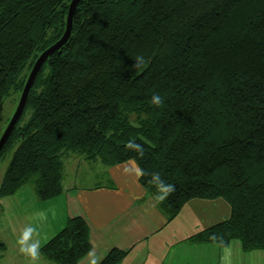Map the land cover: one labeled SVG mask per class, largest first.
<instances>
[{"label": "trees", "instance_id": "obj_1", "mask_svg": "<svg viewBox=\"0 0 264 264\" xmlns=\"http://www.w3.org/2000/svg\"><path fill=\"white\" fill-rule=\"evenodd\" d=\"M71 1L0 0V105L63 35ZM73 16L0 152V199L27 184L42 202L61 195L70 156L106 168L132 160L166 223L189 201L226 203L227 217L186 243L264 253V0H81ZM137 56L144 65L133 68ZM154 173L175 186L162 203ZM89 235L85 219L69 218L40 256L77 264ZM128 254L113 248L98 264Z\"/></svg>", "mask_w": 264, "mask_h": 264}, {"label": "crops", "instance_id": "obj_2", "mask_svg": "<svg viewBox=\"0 0 264 264\" xmlns=\"http://www.w3.org/2000/svg\"><path fill=\"white\" fill-rule=\"evenodd\" d=\"M73 158L74 156H70L67 160H74ZM77 167L78 163L72 168L74 175ZM105 171L116 185L114 190L79 187L73 183L67 186L62 181L64 191L47 202L37 200L33 190L28 188H22L14 195L0 199V226L3 222L0 241L5 245L3 254L7 255L13 248L18 253L16 256H23L27 260V257L21 254L17 243L25 227L29 225L36 227L39 235L34 236V239L39 240L41 247L62 229L69 218L79 216L88 223L91 250L95 251L98 262L108 254L109 250L115 248L129 251L120 264H192L187 261V258L195 259V256L191 255L192 249L203 245L195 246L185 242L192 233L186 236L172 233L170 237L166 234L167 229L172 227L183 210L172 222L166 224L165 217L159 212L157 204L152 197H148L138 182V168L134 161L104 168L96 176L100 177ZM199 204L201 202L191 205L196 209ZM41 214L45 219H39ZM199 216V214L198 217L195 216L191 224V228L195 230L193 233L212 224H202L201 219L204 223L211 221L207 215L203 214L201 218ZM3 231L6 234H3ZM175 243L183 244L184 247H174ZM157 244L161 247H156ZM232 254L238 258L237 261L242 260L237 256L236 248H232ZM248 256L250 257L247 264L252 262L264 264L263 252L255 251ZM90 259L86 255L77 264H90ZM200 262L195 259L193 264ZM0 264L14 263L8 258L5 260L3 256Z\"/></svg>", "mask_w": 264, "mask_h": 264}, {"label": "rangeland", "instance_id": "obj_3", "mask_svg": "<svg viewBox=\"0 0 264 264\" xmlns=\"http://www.w3.org/2000/svg\"><path fill=\"white\" fill-rule=\"evenodd\" d=\"M19 99H20L19 95L11 94V96L7 97L2 102V104L0 105V137L2 136L3 130L6 128L8 122H9V119L12 117V114L16 110L15 108L18 104ZM28 114H29V112H27L25 114L24 119H26L28 117ZM67 158H64V160H63V163H64V174H63L64 180L63 181H64L65 185L68 186V184L73 183L75 185H78L79 187H93V188L94 187L95 188H103L101 186H105V183H106L105 173L102 174L100 177L96 176L98 174V172H101L104 170V168H106L105 166L101 165L100 162H96V161L95 162H87V161L83 160L82 157H74L73 158L74 160H72V159L67 160ZM8 161H9V155L4 157L2 160H0V182L2 181L3 173H4L5 169L7 168ZM129 161H132V160H129ZM76 163H78V167H77V170H76L75 175H74L73 174L74 171L72 170V168L74 167V165ZM99 174H101V173H99ZM24 188L25 189L28 188L30 190H33V187L30 184H27ZM105 188H103V189H105ZM196 202H198V203L201 202V204L197 205V208L195 209V207H193L191 204H194ZM183 208L181 209V211L183 210L182 213L180 211L178 214V216H179L181 213V216H179V218L174 222V224L171 225L172 227H169V229H167V231H166V234H169V237L172 233H176L177 236H184V235L186 236L189 233L194 234L193 231H195V230L193 228H191V226H192L191 224L194 222L195 216L198 217V214L200 215L199 216L200 218L203 217V214H204V216L205 215L208 216V218L211 222L204 223V220L201 219V221L203 222L202 224H205V225L206 224L210 225L209 223L214 224V223L220 222L221 220L225 219L228 215V212H227L228 207H227L226 203L224 201H222L221 199H219V200H207V201L196 199L194 201L187 202V204H185V206ZM164 217H165V215H164ZM165 220H166V218H165ZM166 224H168V223H166ZM2 226H3V222L0 226L1 231H2ZM3 234H6V232L3 231ZM187 238H186V240H187ZM186 240H185V242H186ZM173 242H174V240H173ZM173 245H174V247H176V246L184 247V246H182L183 244H179V243H175ZM156 247H161V246H160V244H157ZM230 247H231V249L236 248L237 249V256L243 260V262H242V260L237 261L238 258L234 254H232L233 263L235 262V264H247L248 259L250 257V256H248L249 253H242L241 246H239V242L235 241V240L232 241V243L230 244ZM194 248L195 249H192L193 254H191V255L195 256V259H197V261L200 260L201 261L200 264H221L222 248H219L215 245H209V246L203 245V246H198V248H196V247H194ZM4 251H5V248L1 249V247H0V263H1V260L3 259V256H4L5 260H7V258H8V260L14 264H24V263H27V261H28L23 256H19V255L16 256L18 253L16 251H14L13 248L10 249V251H9V253H7V255L3 254ZM196 251H197V253H195ZM250 255H252V254H250ZM195 259L191 260V258H187V261L193 264ZM38 264H49V263L42 256H40ZM251 264H258V263L252 262Z\"/></svg>", "mask_w": 264, "mask_h": 264}, {"label": "clouds", "instance_id": "obj_4", "mask_svg": "<svg viewBox=\"0 0 264 264\" xmlns=\"http://www.w3.org/2000/svg\"><path fill=\"white\" fill-rule=\"evenodd\" d=\"M134 59L135 62L133 64V68H140L142 65H144V58L142 56H137ZM152 103L157 107L161 106L163 104V97L159 94L154 95L152 97ZM126 147L129 149H139L141 146L132 142H128ZM140 155L142 156L143 153L141 152ZM144 174L145 173L143 170L138 169V176H142ZM150 183L155 185L157 188L158 195L155 197V199L158 203H162L175 191V186L172 184H165L164 181L161 180L158 173L152 174ZM39 219H45L43 214L40 215ZM38 235L39 234L36 230V227L29 225L25 227L17 242L21 254L27 257L28 264H38L40 259L39 240L34 239V236L38 237ZM88 256L91 258L90 264H98V258L96 257L94 250H90ZM221 264H233L232 249L230 246L222 244Z\"/></svg>", "mask_w": 264, "mask_h": 264}, {"label": "water", "instance_id": "obj_5", "mask_svg": "<svg viewBox=\"0 0 264 264\" xmlns=\"http://www.w3.org/2000/svg\"><path fill=\"white\" fill-rule=\"evenodd\" d=\"M79 1L81 0H72L69 3V8L66 14V25H65V30L63 35L60 37V39H58V41H56L53 45L49 46L48 48H46L45 50H43V53L35 60L30 72L28 73V77L24 83V87L22 89V92L19 96V101L18 104L16 106V110L14 111V113L12 114V117L9 119V122L6 126V128L3 130L2 136L0 137V152L3 148V146L5 145L6 140L9 138V136L11 135L13 128L16 126V124L19 122L20 117L23 114L24 111V107L25 104L27 102L28 99V93L31 90V88L33 87V82L36 79L39 71L41 70L44 62L46 61L47 58H49L50 56L54 55V53L59 50L61 47H63L65 45V43L67 42L68 38L71 35L72 32V20H73V14L75 12V9L77 7V4L79 3Z\"/></svg>", "mask_w": 264, "mask_h": 264}]
</instances>
